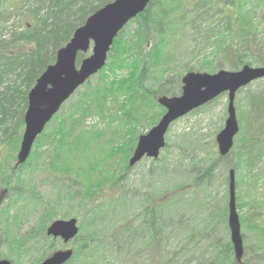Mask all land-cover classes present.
<instances>
[{"label":"trees","instance_id":"obj_1","mask_svg":"<svg viewBox=\"0 0 264 264\" xmlns=\"http://www.w3.org/2000/svg\"><path fill=\"white\" fill-rule=\"evenodd\" d=\"M113 1L0 0V245L18 249L17 258L41 252L31 260L40 264L50 255L40 242L62 211L59 219L74 212L80 220L74 241L81 243L67 264H264V87L239 90L240 130L228 155L195 142L172 163L165 143L147 169L150 186L127 182L141 162L129 166L138 137L165 112L158 98L180 95L185 74L264 66V0H150L115 38L105 66L61 106L17 165L30 90L75 30ZM86 56L77 55V67ZM90 119L97 122L89 126ZM231 170L241 263L227 223ZM35 178L56 189V201L35 191ZM31 210L39 213L36 230L19 237L15 230ZM175 234L179 247L170 250Z\"/></svg>","mask_w":264,"mask_h":264},{"label":"water","instance_id":"obj_2","mask_svg":"<svg viewBox=\"0 0 264 264\" xmlns=\"http://www.w3.org/2000/svg\"><path fill=\"white\" fill-rule=\"evenodd\" d=\"M150 0H114L94 12L77 28L70 41L56 54L53 64L47 66L28 94V107L24 116V131L17 154V165L24 164L36 139L46 125L58 113L61 106L74 92L96 75L106 64L108 53L115 38L124 27L147 8ZM85 57L76 66L79 53ZM264 79V66L244 65L238 71L219 70L216 73L189 72L182 78V89L178 96H161L157 102L165 113L147 133L138 137L136 147L129 159L133 167L144 158L156 160L165 147V136L170 126L192 111L212 102L222 94L228 96L227 118L215 142L218 153L228 155L240 127L236 116L235 97L239 90L253 82ZM228 229L237 263L243 258L241 224L236 211L235 174H229ZM79 233L78 222L56 220L46 229L47 237L62 240L64 245L73 241ZM73 249L58 250L40 264H67ZM0 264H11L0 259Z\"/></svg>","mask_w":264,"mask_h":264},{"label":"rangeland","instance_id":"obj_3","mask_svg":"<svg viewBox=\"0 0 264 264\" xmlns=\"http://www.w3.org/2000/svg\"><path fill=\"white\" fill-rule=\"evenodd\" d=\"M21 21L23 22V24L30 22L28 16L25 15L24 13H22ZM128 30H129V33L132 34L133 25ZM27 48L30 49V47H27ZM22 49L27 50L24 46ZM86 54H87V56H90L91 51H89ZM252 67H258V66L254 65ZM224 70H227V69L224 68ZM96 79L97 78L94 77L92 79V82L96 81ZM250 86H251L250 88L252 89V91L263 88L264 87V79L253 82ZM77 98H78L77 95L73 96L69 100V104L75 102V100ZM240 98H241V96H238V93H237L236 97H235V101L239 100ZM227 106H228V96H227V94H224V95L220 96L216 102H213L210 106L204 108L203 110H199L195 113L188 114L187 116H185V117L177 120L176 122H174L170 126V128H169V130L165 136V143L170 145L168 160H170V162H172V163L178 162L184 156V155H182L181 150L184 148H191V146L195 142H201V146H205V145L210 144V143H213L216 145L215 138H216L217 134L223 129L224 124H225V120L227 118ZM67 107H68V105L66 106V108ZM237 114L238 113L236 111V116H237ZM96 122H97V119H90V120H88V125L89 126L93 125ZM100 127H104V125L101 124ZM150 129H147V130L144 129L143 134L147 133ZM216 147H217V145H216ZM199 152H201V151H199ZM180 153H181V155H180ZM201 153H198V154L200 156H203V153L202 154ZM161 154H164V153L161 152ZM151 163H152L151 159L145 158L136 167L132 168V170L127 174V182L133 188H135L137 190L138 189L142 190V189H145V187L150 186V183H148V181H147L148 178H146L145 176L147 174V169L151 166ZM36 174L37 173L34 174L35 177L37 176ZM67 180L72 181L73 178L70 177ZM42 181H43V179H40V178L35 180V184H36L35 185V191L37 193H39L40 195H42L48 201H56V198H57L56 189H54L51 184L49 185L47 183H42ZM69 181H64V183L68 184ZM165 184H166V187H167V185H170L167 183H165ZM158 187L162 188L159 185H158ZM215 188H216V192H218L221 196L223 189L220 185L219 179H217V181H216ZM6 198H7V195H6ZM13 213H15V212H12L11 214H13ZM27 214H29L27 217V220L24 218L21 221V226L15 230L16 234L19 237H21V236L24 237L25 235H28V234L32 235L33 232L36 230L39 213L31 210L30 212H25V215H27ZM61 215H62V211L57 213V215H56L58 218L57 220H69V219L74 218L77 220L78 227H79L80 220L75 216L74 212H71L70 215L65 219H61V218L59 219V217H61ZM2 228H3V226L0 225V235H2V233H3ZM34 237L31 239V241L28 242V245L34 244L33 242H35L38 239L37 236H34ZM178 237L181 238L182 237L181 234L180 235L175 234V237H174L175 239L172 243V246H171V248L168 247V249L170 248V250H171V249H176L179 247V242L176 241V238H178ZM40 243L43 244V246H44L42 252H45V254H47L49 252V254L51 255L58 250H64L66 248H70V249H73V251H75L80 246L81 240L77 239L76 241H71L67 245H64L62 240H60V239L56 240V239H52V238L48 237V241L40 242ZM49 243H51V247L48 248ZM206 243H207L206 240H203L202 242L199 241L198 247L202 248ZM13 248H16V246H13ZM17 250H14L11 252L8 248L7 243L1 244L0 245V259L7 260L11 264H14V262H16L15 264H34L35 261L31 262V260L33 258L37 259L41 253V252L33 253V255L31 257H23L22 256V258H17V256H18L17 253L19 251V250L18 251ZM50 255H48V257ZM248 258H249V256L247 257V259ZM33 260H35V259H33Z\"/></svg>","mask_w":264,"mask_h":264},{"label":"flooded vegetation","instance_id":"obj_4","mask_svg":"<svg viewBox=\"0 0 264 264\" xmlns=\"http://www.w3.org/2000/svg\"><path fill=\"white\" fill-rule=\"evenodd\" d=\"M149 2H150V1H149ZM148 4H149V3H148ZM147 7H148V6H147ZM146 9H147V8H146ZM146 9H145V10H146ZM133 20H134V19H133ZM130 22H131V21H130ZM130 22H129V23H130ZM129 23H128V24H129ZM128 24H127V25H128ZM127 25H126V26H127ZM126 26H125V27H126ZM125 27H124V28H125Z\"/></svg>","mask_w":264,"mask_h":264}]
</instances>
